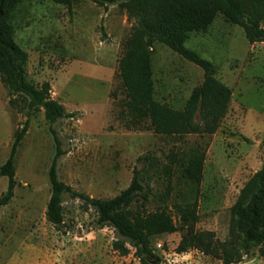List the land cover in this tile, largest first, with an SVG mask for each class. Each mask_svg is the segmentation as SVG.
<instances>
[{
	"label": "rangeland",
	"instance_id": "rangeland-1",
	"mask_svg": "<svg viewBox=\"0 0 264 264\" xmlns=\"http://www.w3.org/2000/svg\"><path fill=\"white\" fill-rule=\"evenodd\" d=\"M9 23L15 42L28 53L27 79L36 86L48 82L52 98L74 114L53 125L65 152L57 163L59 180L90 197L110 199L126 189L133 170L142 167L138 158L153 156L157 169L147 173L151 190L147 210L161 206L168 190L165 203L172 214L173 203L196 202V230L225 242L230 208L264 159V42L249 45L242 29L221 14L204 33L190 34L185 47L216 66V78L232 91V100L215 134L170 139L153 134L147 124L141 130L130 125L128 117H120L125 91L117 65L131 24L116 5L105 10L78 0L67 9L51 0H24L12 10ZM153 64L155 96L175 109L202 82L199 67L160 44L154 47ZM20 107L9 104L0 81V165L9 156L13 132L28 120L15 157L14 196L0 208V264H140L129 245L126 255L114 250L113 229L99 228L96 213L84 210L67 194L62 230L46 221L54 142L43 111L27 117ZM194 150L205 154L198 190L180 178L177 168L168 184L161 170L170 153L185 159ZM7 183V178H0V196ZM179 241V232L153 241L151 253L159 264H222L197 250L176 253ZM235 264L263 262L252 249Z\"/></svg>",
	"mask_w": 264,
	"mask_h": 264
},
{
	"label": "trees",
	"instance_id": "trees-1",
	"mask_svg": "<svg viewBox=\"0 0 264 264\" xmlns=\"http://www.w3.org/2000/svg\"><path fill=\"white\" fill-rule=\"evenodd\" d=\"M24 0H0V81L7 90L10 105H21L20 111L30 117L43 111L48 131L54 142V156L48 170L50 197L45 219L56 230L64 227L63 196L82 203L84 210L96 215L99 228L113 229L117 239L112 248L121 255L128 254L127 245L134 249L140 264H151L156 259L151 253L153 241L164 234L180 233L176 253L197 250L221 261L222 264L241 262L252 249H257L264 264V159L261 167L244 184L230 208L231 223L228 239L220 243L211 232L198 231L197 203H173L174 214L169 211L164 194L163 204L150 212V170L157 169L153 156H141L140 169L133 170L129 186L110 199L93 198L74 190L60 181L57 163L65 153L53 125L74 114L51 96V86L43 82L36 86L27 79L28 53L16 42L9 23L12 10ZM70 9L78 0H51ZM105 10L116 5L125 13L131 24L129 35L122 43L117 65V76L125 91L121 119L128 117L129 124L143 129L147 124L153 134L170 139L188 135H213L227 115L232 91L216 78V66L185 47L191 33H204L218 14L232 25L240 27L244 37L253 45L264 42V0H88ZM160 44L184 60L199 67L202 82L194 87L179 109L156 98L154 73V47ZM28 120L12 135L10 153L0 165V178H7V190L0 196V208L7 206L17 186L15 157L27 133ZM205 154L194 150L185 159L170 153L169 163L161 172L171 184L170 176L177 168L180 178L197 190L203 181ZM135 205V206H134ZM177 218V222L174 216ZM157 260V259H156ZM159 260L157 263L159 264Z\"/></svg>",
	"mask_w": 264,
	"mask_h": 264
},
{
	"label": "built area",
	"instance_id": "built-area-1",
	"mask_svg": "<svg viewBox=\"0 0 264 264\" xmlns=\"http://www.w3.org/2000/svg\"><path fill=\"white\" fill-rule=\"evenodd\" d=\"M160 246L158 245V248H159Z\"/></svg>",
	"mask_w": 264,
	"mask_h": 264
}]
</instances>
